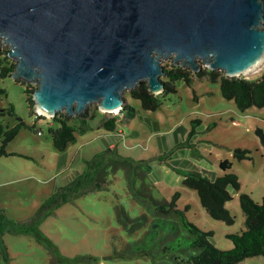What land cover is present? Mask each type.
Returning <instances> with one entry per match:
<instances>
[{
  "label": "rangeland",
  "instance_id": "374dc122",
  "mask_svg": "<svg viewBox=\"0 0 264 264\" xmlns=\"http://www.w3.org/2000/svg\"><path fill=\"white\" fill-rule=\"evenodd\" d=\"M171 63V57L161 59V64ZM262 74L264 58L239 75L258 79ZM174 85L176 91L161 95L156 109L143 108L125 90L122 104L135 107L131 117L100 110L96 102L88 104L89 112L95 107L100 112L59 150L48 131L49 124H56L27 106L23 88L35 82L0 77L5 90L0 107L11 104L14 110L0 115V120L25 123L6 143L7 153L0 154V219L3 226L7 219L14 222V230L3 228L0 233V264H193L187 257L197 248L186 244L183 229L152 227L159 214L152 199L170 200L176 191V204L187 219L212 231L210 242L219 248L233 245L226 234L244 228L239 193L257 202L264 194V151L255 133L256 127L264 130V105L240 110L233 99L222 96L219 80L206 76H195L190 83L178 79ZM111 115L117 117L118 131H106L101 124L102 117ZM237 147L247 149V157H236ZM223 159L230 161V168H220ZM98 167H104L106 175L95 181ZM88 170V183L81 178L64 188ZM184 170H196L209 179L227 171L237 175L239 186L227 187L231 198L225 202L234 216L232 223L205 211L196 190L182 183ZM55 191L57 199L49 201ZM240 263L264 264V255L245 256L236 264Z\"/></svg>",
  "mask_w": 264,
  "mask_h": 264
},
{
  "label": "water",
  "instance_id": "95a60500",
  "mask_svg": "<svg viewBox=\"0 0 264 264\" xmlns=\"http://www.w3.org/2000/svg\"><path fill=\"white\" fill-rule=\"evenodd\" d=\"M263 13V0H0V44L10 75L35 82V113L113 112L141 80L162 90L165 57L239 75L264 54Z\"/></svg>",
  "mask_w": 264,
  "mask_h": 264
},
{
  "label": "trees",
  "instance_id": "16d2710c",
  "mask_svg": "<svg viewBox=\"0 0 264 264\" xmlns=\"http://www.w3.org/2000/svg\"><path fill=\"white\" fill-rule=\"evenodd\" d=\"M264 2V0H263ZM264 15V13H263ZM264 26V19L262 22ZM8 46H0V77L10 76L14 68L15 61L8 56ZM163 74L161 80L163 88L158 93L151 92L145 80H141L134 87L128 90L133 98H137L143 108L156 109L161 104V95L168 92H175L176 88L174 82L178 79H183L186 83H190L195 76H206L211 80H219V89L222 96L233 99L235 105L240 110L245 109L250 105L263 106L264 105V74L258 79H247L243 76H225L220 73L218 69H210L209 67H200L196 71L182 66L180 64L171 63L170 65L162 64ZM17 81L24 83L23 80ZM35 86H24L23 90L26 93L27 106L33 109L32 91ZM0 93H5L3 88H0ZM100 112L97 107L94 111L89 112L87 108L76 114H67L64 111H57L53 116L39 115L38 117H49L52 123L49 124L48 131L51 135L52 143L55 148L59 150L65 149L69 142L76 139V132L86 130L89 127V120L94 115ZM121 115L131 117L135 113V107L129 103H123L118 110ZM14 114L13 106L9 104L6 107H0V115ZM101 124L106 131H118L117 117L111 115L109 117H102ZM21 125H25L22 120H18L13 125L3 123L0 120V154H6V143L16 134ZM34 125H32L33 127ZM259 144L264 151V130L260 127L255 128ZM247 149L235 148L233 153L238 158L247 157ZM104 153L98 152L99 155ZM120 158V157H119ZM122 162V161H121ZM219 166L222 169L230 168V161L223 159L219 161ZM264 172V166H263ZM90 171H84L78 174L74 179L67 183L64 188L72 187L74 184L81 181L88 183L92 177ZM106 171L104 167H98L93 172L95 181L105 179ZM182 183L185 186L194 188L198 195V199L205 211L213 218L221 219L226 223L234 221L233 214L230 213L226 207L225 202L231 198L228 186L232 185L238 188L239 180L233 171H227L217 175L213 179H209L205 175L200 174L196 170H184ZM86 189V188H84ZM59 191L53 192L47 199L55 201V197ZM178 191L174 192L170 200H156L152 199L154 209L163 217L166 214H171L173 218L165 219L159 214L153 218L152 227L158 229H165L169 231H178L183 229L187 233L186 244L197 248L196 253L188 254L187 260L193 264H236L245 256L263 254L264 255V194L261 196V201H255L248 193L240 192L238 199L240 209L243 213L244 228L239 232H228L226 236L230 238L233 245L229 248H219L209 241L208 235L212 233L211 230H204L189 221L184 214L183 209H180L176 204V197ZM46 199V201H47ZM45 207V204H41ZM187 206H185L186 208ZM7 224L3 226L0 219V233L4 230H14L13 221L7 219ZM1 241V234H0ZM252 264V263H240Z\"/></svg>",
  "mask_w": 264,
  "mask_h": 264
},
{
  "label": "bare ground",
  "instance_id": "6f19581e",
  "mask_svg": "<svg viewBox=\"0 0 264 264\" xmlns=\"http://www.w3.org/2000/svg\"><path fill=\"white\" fill-rule=\"evenodd\" d=\"M264 58V54L263 56L257 60L253 65H251L250 67H248L247 69H245L244 71H242V73H247L249 71H251L252 69H254L258 64L261 63L262 59ZM35 109L39 112V113H44V114H48V112H46L44 109H42L40 106L38 105H35ZM113 111H116L117 110V107H114L112 109Z\"/></svg>",
  "mask_w": 264,
  "mask_h": 264
},
{
  "label": "built area",
  "instance_id": "2783aa9c",
  "mask_svg": "<svg viewBox=\"0 0 264 264\" xmlns=\"http://www.w3.org/2000/svg\"><path fill=\"white\" fill-rule=\"evenodd\" d=\"M35 114H36L37 116H39V115H42V114H41V113H39V112H38V113H35Z\"/></svg>",
  "mask_w": 264,
  "mask_h": 264
}]
</instances>
